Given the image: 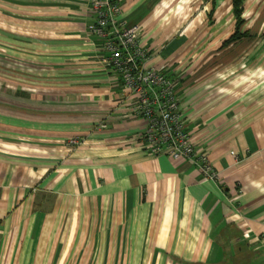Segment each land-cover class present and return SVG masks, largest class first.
I'll return each mask as SVG.
<instances>
[{"label":"crops","instance_id":"crops-1","mask_svg":"<svg viewBox=\"0 0 264 264\" xmlns=\"http://www.w3.org/2000/svg\"><path fill=\"white\" fill-rule=\"evenodd\" d=\"M115 1L218 176L144 150L89 0H0V264H264V0Z\"/></svg>","mask_w":264,"mask_h":264},{"label":"built area","instance_id":"built-area-1","mask_svg":"<svg viewBox=\"0 0 264 264\" xmlns=\"http://www.w3.org/2000/svg\"><path fill=\"white\" fill-rule=\"evenodd\" d=\"M95 21L89 30L105 38L110 52L108 66L118 72L124 86L136 97L132 114L145 119L140 133L143 148L153 155L167 154L175 160L195 162L208 177L216 173L207 152L196 149L190 131L187 130L175 90V81L156 67H145L147 49L140 43L137 26L127 27L117 19L121 6L115 0H89ZM83 142L73 137V145Z\"/></svg>","mask_w":264,"mask_h":264},{"label":"trees","instance_id":"trees-1","mask_svg":"<svg viewBox=\"0 0 264 264\" xmlns=\"http://www.w3.org/2000/svg\"><path fill=\"white\" fill-rule=\"evenodd\" d=\"M243 0H235V11H236V14L238 17H240L241 13H242V10H243ZM239 37L238 34H234L232 37H231V40H234V39H237Z\"/></svg>","mask_w":264,"mask_h":264}]
</instances>
